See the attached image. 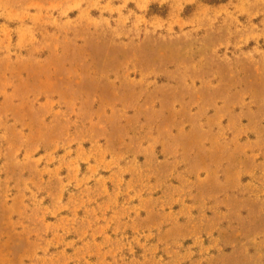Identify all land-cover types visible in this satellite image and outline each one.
Listing matches in <instances>:
<instances>
[{"label":"rangeland","instance_id":"rangeland-1","mask_svg":"<svg viewBox=\"0 0 264 264\" xmlns=\"http://www.w3.org/2000/svg\"><path fill=\"white\" fill-rule=\"evenodd\" d=\"M0 264H264V0H0Z\"/></svg>","mask_w":264,"mask_h":264}]
</instances>
